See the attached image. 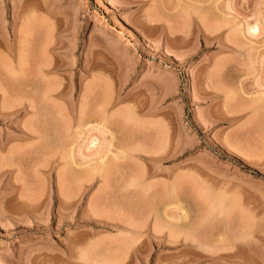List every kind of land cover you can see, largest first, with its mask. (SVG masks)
I'll use <instances>...</instances> for the list:
<instances>
[{
    "label": "rangeland",
    "instance_id": "1",
    "mask_svg": "<svg viewBox=\"0 0 264 264\" xmlns=\"http://www.w3.org/2000/svg\"><path fill=\"white\" fill-rule=\"evenodd\" d=\"M4 32L0 264H264V0H0Z\"/></svg>",
    "mask_w": 264,
    "mask_h": 264
},
{
    "label": "bare ground",
    "instance_id": "2",
    "mask_svg": "<svg viewBox=\"0 0 264 264\" xmlns=\"http://www.w3.org/2000/svg\"><path fill=\"white\" fill-rule=\"evenodd\" d=\"M197 18H198V16H197ZM99 22H100V20H99ZM252 31L253 32H257L258 31V27L257 26H254L252 28ZM11 36L12 35L5 34V32L4 33H0V46H3V48L9 54V56H12V54L14 55V53L16 54V52L18 53V61H17V64H14L13 61H9L8 60L9 63L7 64V70L13 75V78L14 79H16V80L24 83V80L26 79L25 78L26 77L25 75H27L26 74V71H27L26 70V66H27V64H29V59L27 58V53H28L27 51L28 50H27V47H26L27 46L26 45V41L25 40H22V39H25V38H20L18 40V42H17L18 43V46H17V49H16V46H14L15 38L12 40ZM12 41H14V42H12ZM38 48H39V52H38L39 54H38L37 59L39 61V60H41L40 59V54H41V52L43 50L42 45H41V42H39V47ZM41 65L42 64H40V66ZM40 74H43V73H40ZM39 81L41 82V77L39 78ZM54 92H55L54 90L53 91L50 90V91L47 92V99L49 101L53 100L54 97H56V95L53 94ZM81 112H82V110H80V113ZM91 145L92 146H95L96 143L93 141L91 143Z\"/></svg>",
    "mask_w": 264,
    "mask_h": 264
}]
</instances>
